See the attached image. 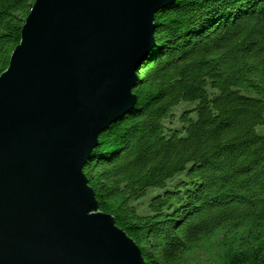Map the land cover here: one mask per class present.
<instances>
[{
	"label": "trees",
	"instance_id": "obj_1",
	"mask_svg": "<svg viewBox=\"0 0 264 264\" xmlns=\"http://www.w3.org/2000/svg\"><path fill=\"white\" fill-rule=\"evenodd\" d=\"M32 2L0 0V72ZM154 22L88 185L145 264H264V0H174Z\"/></svg>",
	"mask_w": 264,
	"mask_h": 264
},
{
	"label": "water",
	"instance_id": "obj_2",
	"mask_svg": "<svg viewBox=\"0 0 264 264\" xmlns=\"http://www.w3.org/2000/svg\"><path fill=\"white\" fill-rule=\"evenodd\" d=\"M174 0H33L0 72V264H145L83 172L136 103Z\"/></svg>",
	"mask_w": 264,
	"mask_h": 264
},
{
	"label": "rangeland",
	"instance_id": "obj_3",
	"mask_svg": "<svg viewBox=\"0 0 264 264\" xmlns=\"http://www.w3.org/2000/svg\"><path fill=\"white\" fill-rule=\"evenodd\" d=\"M260 127H261V126H257V129H258L259 131H263V129H261Z\"/></svg>",
	"mask_w": 264,
	"mask_h": 264
}]
</instances>
